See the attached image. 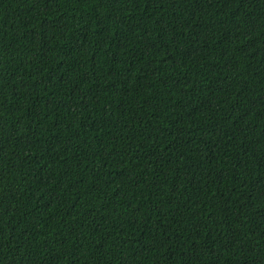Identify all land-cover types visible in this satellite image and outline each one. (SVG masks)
Segmentation results:
<instances>
[{
    "label": "trees",
    "instance_id": "trees-1",
    "mask_svg": "<svg viewBox=\"0 0 264 264\" xmlns=\"http://www.w3.org/2000/svg\"><path fill=\"white\" fill-rule=\"evenodd\" d=\"M0 264H264V0H0Z\"/></svg>",
    "mask_w": 264,
    "mask_h": 264
}]
</instances>
